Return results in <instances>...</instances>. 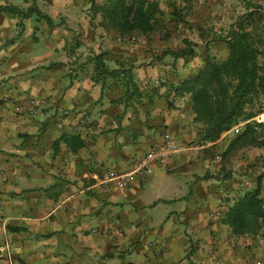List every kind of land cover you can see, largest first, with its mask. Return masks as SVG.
I'll list each match as a JSON object with an SVG mask.
<instances>
[{
	"label": "crops",
	"instance_id": "0c3cea01",
	"mask_svg": "<svg viewBox=\"0 0 264 264\" xmlns=\"http://www.w3.org/2000/svg\"><path fill=\"white\" fill-rule=\"evenodd\" d=\"M109 1L0 0V264H264V220L245 235L223 222L259 183L264 200V149L229 152L225 132L200 141L190 97L174 88L207 56H226L224 37L253 6L264 32V0H149L163 22L199 1L186 16L193 54L178 57L163 54L184 48L173 35L113 29L101 11ZM29 7L54 26L22 15ZM100 53L109 69L132 68L140 102H117L120 79H94L89 58ZM63 133L82 145L72 150ZM167 133L187 150L127 187L100 183Z\"/></svg>",
	"mask_w": 264,
	"mask_h": 264
},
{
	"label": "trees",
	"instance_id": "16d2710c",
	"mask_svg": "<svg viewBox=\"0 0 264 264\" xmlns=\"http://www.w3.org/2000/svg\"><path fill=\"white\" fill-rule=\"evenodd\" d=\"M240 15L234 27L224 37L226 56L215 59L207 56L204 65L195 73L182 79L174 88L189 95L193 121L199 123L197 136L200 141H215L233 125L243 122L241 130L233 134L228 151L241 147L264 149V121L254 117L264 110V32L260 24L259 6ZM10 12L21 13L15 7ZM109 25L120 34L138 33L148 35L155 29L160 9L149 0H110L101 7ZM34 13L43 18L50 27L53 20L37 7H29L22 15ZM258 16V17H257ZM259 18V19H258ZM163 54L178 57L192 55L189 47L165 50ZM105 53L90 57L94 61V79L109 75L120 79L125 91L117 102L125 106L140 102L142 91L134 80L132 68L120 65L109 69L105 64ZM59 140L72 150L78 149L82 141L76 134L63 133ZM262 185L245 192L226 209L223 222L236 235L257 233L264 220Z\"/></svg>",
	"mask_w": 264,
	"mask_h": 264
},
{
	"label": "built area",
	"instance_id": "2783aa9c",
	"mask_svg": "<svg viewBox=\"0 0 264 264\" xmlns=\"http://www.w3.org/2000/svg\"><path fill=\"white\" fill-rule=\"evenodd\" d=\"M1 62V60H0ZM254 119L258 122L264 121L263 114H258ZM243 122L233 125L225 133L236 134L242 128ZM187 145L174 139L169 133L165 134L162 145L152 148L142 156L134 158L130 168L127 171H117L107 169L100 178V183L106 187H127L134 176L138 173L150 175L154 171V166L159 163H165L169 158L178 157L187 150ZM95 230H93L94 232ZM256 264H261L256 261Z\"/></svg>",
	"mask_w": 264,
	"mask_h": 264
},
{
	"label": "rangeland",
	"instance_id": "374dc122",
	"mask_svg": "<svg viewBox=\"0 0 264 264\" xmlns=\"http://www.w3.org/2000/svg\"><path fill=\"white\" fill-rule=\"evenodd\" d=\"M199 4H200L199 1H196L195 3L190 2V3H188V5H185L183 8L185 10L184 16L181 15L176 8L171 7V15L174 16V19H176L175 21L169 20L167 22H165V21L163 22V19H161V16L157 15V20L155 22V29L152 32L155 39L157 38L158 35H159V37L163 36L166 38H169V36L173 35L174 36L173 41L175 43H177V45L180 44L183 47H189L190 48V46L193 45L194 42H193V40H190L188 38V35L191 34L189 32L191 27L189 28L188 20H186V16L187 15H190V16L197 15V12L201 8V6ZM259 8L262 9L263 7H259ZM172 9H174L173 13H172ZM202 42H203V40H202ZM214 172H215L216 176H218V175L221 176L222 174L225 173L224 171H222V172L221 171L220 172L214 171Z\"/></svg>",
	"mask_w": 264,
	"mask_h": 264
}]
</instances>
